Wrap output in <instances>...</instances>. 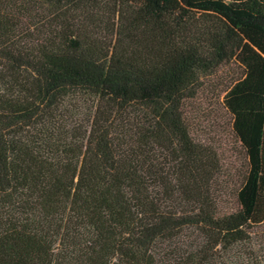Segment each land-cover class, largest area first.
<instances>
[{"label": "trees", "instance_id": "16d2710c", "mask_svg": "<svg viewBox=\"0 0 264 264\" xmlns=\"http://www.w3.org/2000/svg\"><path fill=\"white\" fill-rule=\"evenodd\" d=\"M0 264H264V0H0Z\"/></svg>", "mask_w": 264, "mask_h": 264}, {"label": "rangeland", "instance_id": "374dc122", "mask_svg": "<svg viewBox=\"0 0 264 264\" xmlns=\"http://www.w3.org/2000/svg\"><path fill=\"white\" fill-rule=\"evenodd\" d=\"M224 71H226L224 69ZM219 74L223 75L222 72ZM211 80V79H209ZM214 81V79L212 80ZM212 81H207L204 84L203 90L198 95V106L201 111L206 115V120L200 122L199 127L202 129L201 134L206 140H212L217 145L220 146L224 152V162H233L234 165H241L243 162V156L239 152V147L235 146L228 134V118L222 109L221 105L218 103V87L214 88L215 84ZM202 115L200 116V119ZM204 118V117H203ZM235 146V147H234Z\"/></svg>", "mask_w": 264, "mask_h": 264}]
</instances>
